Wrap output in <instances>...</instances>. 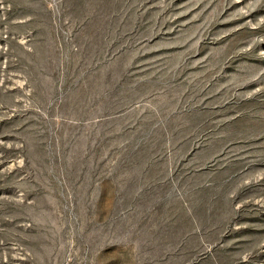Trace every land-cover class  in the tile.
Segmentation results:
<instances>
[{
    "label": "rangeland",
    "instance_id": "374dc122",
    "mask_svg": "<svg viewBox=\"0 0 264 264\" xmlns=\"http://www.w3.org/2000/svg\"><path fill=\"white\" fill-rule=\"evenodd\" d=\"M0 264H264V0H0Z\"/></svg>",
    "mask_w": 264,
    "mask_h": 264
}]
</instances>
